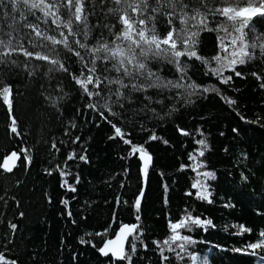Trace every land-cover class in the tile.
Returning a JSON list of instances; mask_svg holds the SVG:
<instances>
[{"label":"trees","instance_id":"trees-1","mask_svg":"<svg viewBox=\"0 0 264 264\" xmlns=\"http://www.w3.org/2000/svg\"><path fill=\"white\" fill-rule=\"evenodd\" d=\"M92 5L96 8L95 15L89 16L88 43L93 44L101 31L111 43L121 25L112 15L101 12L100 0H92ZM210 6L227 4L211 0ZM103 7L106 11L109 5ZM60 15L67 19L64 8ZM13 16L19 20V12L11 11L6 0L0 6V29L9 31ZM36 16L41 13L36 12ZM29 20L58 39L59 31L67 35V30H58L51 19L47 25L33 16ZM98 21L100 27H96ZM104 23L115 26L109 32ZM218 23L232 31L231 23L220 15L209 27L216 28ZM155 24L163 36L168 30L165 17L157 16ZM175 25L181 27L178 21ZM15 26L21 35L30 31L22 23ZM80 27L74 24L73 31ZM249 27L252 31L245 32L250 43L264 41V18L253 17ZM224 35L216 31L200 34L197 52L211 62L182 57L181 63L186 65L183 80L175 65L150 60L149 67L164 80L185 87L149 89L147 93L122 89L130 95V102L121 98V107L113 96L111 112L103 107L104 84L100 89L89 85L90 90L101 93L89 97L72 78L84 65L63 45L54 46L57 54L53 58H59L68 72L22 52L10 57L15 64H0V89L10 86L12 101L9 108L0 96V165L13 151L21 154L14 171L0 167V255L16 264H128L127 260L102 255L99 249L122 225L135 223V233L125 246L131 264H264V248L253 252L249 247L264 242V88L260 87L264 79L253 75L264 77V54L257 47L252 60L237 65L242 76L229 69L217 76L211 69L218 65L211 58L232 51L229 39L224 41L229 44L227 53L219 48L218 37ZM73 40L69 36L71 47L87 60L88 55ZM46 43L47 48L53 47ZM23 44L32 52L47 51L33 47L26 37ZM97 67H101L99 62ZM50 68L54 70L50 72ZM107 75L113 78L121 74L110 71ZM228 76L232 79L223 83ZM190 84L198 87L193 90ZM13 117L15 133L11 130ZM114 126L121 129L123 138ZM153 135L157 139H151ZM125 139L153 156L142 201V161ZM201 139L207 148L198 143ZM200 151H204L203 156ZM73 154L74 158L68 159ZM205 172L214 173L215 178L204 176ZM197 181L201 187L193 188ZM201 191L211 194V203L199 198ZM189 215L212 223L179 229L180 235L192 242H170L174 251H169L163 241L173 235L170 224ZM241 226L250 231L242 232ZM129 242L135 244L134 253ZM155 242H160L159 247ZM161 249L168 260H163Z\"/></svg>","mask_w":264,"mask_h":264},{"label":"snow or ice","instance_id":"snow-or-ice-1","mask_svg":"<svg viewBox=\"0 0 264 264\" xmlns=\"http://www.w3.org/2000/svg\"><path fill=\"white\" fill-rule=\"evenodd\" d=\"M6 0H0V6L4 5ZM227 6L225 7H211V0H190L186 3L185 0H100L101 12L105 15H112L116 21L121 25L118 33H115L111 43L104 39V32L98 33V37L93 44L88 43L90 26L89 16L95 15V5H92V0H7L11 5V11L19 12V20L15 16L12 17V23L8 25L9 31L4 32L0 29V64H15V60L10 57L16 52H22L25 57L35 58L37 60L46 61L55 66V70L68 72L67 67L59 58H53V54H57L55 45H63L83 63L84 67L79 72V75H73V79L83 91L89 96H99V91L89 89V85L93 89H100L104 84L106 96L104 97V105L109 112H111V98L115 96L117 99L114 103H121V98L130 102V95L126 96L122 89H130L137 93H147L149 89H167L169 87L182 88L184 84L174 82L171 80H164L156 71L149 67L150 60L162 59L166 60L169 64L176 66V70L181 74L180 79L183 80L186 74V65L181 63L182 57L189 59L195 58L202 63L209 64L211 61L200 56L197 52V45L199 43V36L204 31L223 32L224 36H219V48L227 53L229 44H225V39H229L230 46L232 47L231 53L226 56L216 55L211 59L217 63V67L212 68L211 71L217 76H222L225 69L231 70L236 76H242L241 72L236 71L237 65H244L255 57V49L259 47L262 54H264V41L261 37L257 36L256 40L261 41L259 44L250 43L247 39L245 29L252 31L249 27L250 21L255 16L264 18V0H225ZM86 4L91 7L86 8ZM107 4L106 11L104 5ZM115 5V7L111 6ZM64 8L67 12V19L60 15V9ZM36 12H40L41 16H36ZM217 15L225 17L231 23L232 31L223 23H218L216 28H210L209 24L213 22ZM29 16L36 17L37 21H42L45 25L48 24L49 19L51 23L59 30L61 28L67 30V35L64 31H59V39L56 36L48 35L45 30L40 28L39 23H33L29 20ZM163 16L168 25L167 32L161 36L157 32L156 18ZM178 21L181 27L177 29L175 22ZM22 23L23 28L30 29L29 32L21 35L20 28L15 25ZM82 25L77 31H73V25ZM115 25L104 23L103 28L111 29ZM96 27H100V22H97ZM69 36L74 38L73 43L79 49L84 50L88 55V59L81 54L80 50L71 47L69 43ZM6 37V39H5ZM28 39V43L38 49H47V51H29L24 47V38ZM15 41V44L13 43ZM53 47L47 48V43ZM251 49V50H250ZM97 62L101 67H97ZM110 65V67H108ZM54 69H49L53 71ZM114 71L121 75L109 78L108 72ZM258 80L264 79L257 73H253ZM127 79V83H125ZM232 79L231 76L223 78V83H228ZM111 85H117L115 89ZM188 87L195 90L198 86L190 84ZM264 88V83L260 84ZM205 92L208 89H204ZM192 93H189L191 95ZM0 96L11 108L12 101L11 87L4 86L0 89ZM145 99L150 101V96H145ZM229 103H235L234 100H228ZM55 105V99L52 100ZM89 107L95 108V104H89ZM148 108V104L144 105ZM152 111H155L152 109ZM101 115L103 113L101 112ZM115 115V113H112ZM16 120L12 118V132H17L15 127ZM115 133L124 137V133L119 127H115ZM183 132V130H181ZM187 135L188 133L184 132ZM78 139V138H77ZM151 139L155 140L157 137L153 135ZM124 143L132 145L133 153H141V159H144L145 149L137 147L131 140L125 139ZM166 143V141H165ZM200 145L207 148L206 141L201 139L198 141ZM55 147V145H53ZM200 156L204 155V151H200ZM75 154L70 155L68 159H73ZM18 154L12 152L0 167L6 171L11 172L13 166H9V161L18 159ZM80 159H86L81 156ZM150 159V157H148ZM30 163V159L28 161ZM63 174V173H62ZM204 176L215 178L214 173L205 172ZM78 182V181H77ZM193 188L201 187L200 181L192 185ZM75 189H73L74 191ZM143 193L141 192V196ZM191 195V193H189ZM199 198L209 199L210 193L201 191L198 193ZM67 203V201H65ZM140 200L137 199L136 207L139 208ZM71 213H69L70 215ZM23 215V213H21ZM139 219V217H137ZM210 220L203 221L200 218H192L190 215L186 216L183 220L170 224L171 235L168 239L163 241L164 245H169L168 250L174 251L171 248L170 242L183 240L191 243V238L188 236L180 235L178 231L181 228H188L190 224L204 225L211 224ZM13 229L16 225H11ZM136 225H124L120 229V233L116 236L115 240H108L102 248L99 249L101 254L105 256H113L118 260H127L131 264V255L125 251L124 243L127 236L135 233ZM241 231H250V229L241 226ZM264 236V233H261ZM139 237L137 236V239ZM84 243L85 241H81ZM159 247L160 242H155ZM131 252L136 251L135 244L129 242ZM146 247V245H145ZM179 247L184 249L185 245L180 244ZM249 247L253 252L258 248H264V242L252 243ZM241 251V249H236ZM179 255V254H177ZM161 256L163 260H168L167 256L163 255L161 249ZM0 264H16L15 261H8L3 255H0Z\"/></svg>","mask_w":264,"mask_h":264},{"label":"water","instance_id":"water-1","mask_svg":"<svg viewBox=\"0 0 264 264\" xmlns=\"http://www.w3.org/2000/svg\"><path fill=\"white\" fill-rule=\"evenodd\" d=\"M10 99H11V96H10ZM13 152H16L17 154H18V159H14V160H11V161H9V166H13L14 165V167H13V169H12V171H14L15 170V168L17 167V165L19 164V161H20V159H21V154L19 153V152H17V151H13ZM11 155V153L8 155V156H10ZM144 159H141V153H139V158L141 159V161H142V167H141V169H142V174H143V179H144V187H143V190H142V193H143V195L141 196L140 195V200L142 201V199H143V197H144V194H145V190H146V187H147V181H148V167H150V166H152L153 165V156L150 154V153H147L146 151L144 152ZM7 156V157H8ZM7 157H5V159L7 158ZM148 157H150V159H148ZM4 159V160H5ZM3 164V163H2ZM3 168V167H2ZM3 170H5L4 168H3ZM6 171V170H5ZM11 171V172H12ZM7 172H9V171H7ZM124 225H136L135 223H126V224H124ZM124 225H122L121 227H123ZM121 227H120V229H121ZM120 229L117 231V233H116V235L114 236V237H112V238H110V239H108V240H115L116 239V236L120 233ZM130 236V235H129ZM129 236H127V239L129 238ZM127 239H126V241H125V243H124V247L126 246V242H127ZM108 240H106L105 241V243L108 241ZM104 243V244H105ZM104 244H103V246H104ZM102 246V247H103ZM103 255V254H102ZM105 256V255H104ZM109 256H111V255H109ZM113 257V256H112ZM115 258V257H114ZM116 259V258H115Z\"/></svg>","mask_w":264,"mask_h":264}]
</instances>
